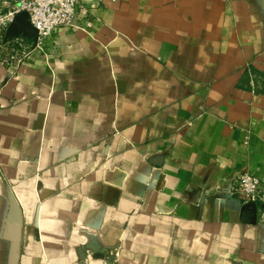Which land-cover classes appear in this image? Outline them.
Masks as SVG:
<instances>
[{
    "label": "crops",
    "instance_id": "crops-1",
    "mask_svg": "<svg viewBox=\"0 0 264 264\" xmlns=\"http://www.w3.org/2000/svg\"><path fill=\"white\" fill-rule=\"evenodd\" d=\"M243 172L264 183V0H81L0 63V264H83L92 237L123 264H264L222 194Z\"/></svg>",
    "mask_w": 264,
    "mask_h": 264
},
{
    "label": "built area",
    "instance_id": "built-area-1",
    "mask_svg": "<svg viewBox=\"0 0 264 264\" xmlns=\"http://www.w3.org/2000/svg\"><path fill=\"white\" fill-rule=\"evenodd\" d=\"M15 4L6 12L0 11V58L5 51L12 56L5 59L9 66H16L29 59L35 51L44 50V42L58 28L72 27L77 18L81 0H12ZM27 12L29 21L38 31L37 41L23 35L8 38L7 30L17 14ZM230 196L239 195L245 204H257L261 193V181L249 172L238 174L230 185Z\"/></svg>",
    "mask_w": 264,
    "mask_h": 264
},
{
    "label": "rangeland",
    "instance_id": "rangeland-1",
    "mask_svg": "<svg viewBox=\"0 0 264 264\" xmlns=\"http://www.w3.org/2000/svg\"><path fill=\"white\" fill-rule=\"evenodd\" d=\"M12 56V51H5L2 54V58H0V63L6 64L5 59ZM28 59H23L19 64L14 66V68L19 67L21 63L27 61ZM229 187L222 191V194L225 195L227 198H232L235 200H240L242 205L247 206L245 202L240 198L239 195L235 194L233 196H228ZM247 208H252L255 212L256 218L264 225V183L261 182V193L259 195L257 204L255 206H247ZM99 245L96 239L89 240L88 242H85L82 247H79L76 249L74 253L79 258V261L83 264H88V259H94V260H100L104 262V264H123L122 260V253L120 251V248L118 246L116 247H100L96 246Z\"/></svg>",
    "mask_w": 264,
    "mask_h": 264
},
{
    "label": "water",
    "instance_id": "water-1",
    "mask_svg": "<svg viewBox=\"0 0 264 264\" xmlns=\"http://www.w3.org/2000/svg\"><path fill=\"white\" fill-rule=\"evenodd\" d=\"M19 35L27 36L31 38L33 41H37L38 39V31L32 26L29 21V16L27 12H21L16 15L14 22L10 25L7 30V37L13 38ZM230 189V187H229ZM228 196L230 194L228 193ZM231 197V196H230ZM238 202H241L238 200ZM247 206H255L254 204H246Z\"/></svg>",
    "mask_w": 264,
    "mask_h": 264
}]
</instances>
